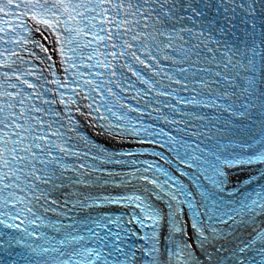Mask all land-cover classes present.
<instances>
[{
	"label": "snow or ice",
	"instance_id": "obj_1",
	"mask_svg": "<svg viewBox=\"0 0 264 264\" xmlns=\"http://www.w3.org/2000/svg\"><path fill=\"white\" fill-rule=\"evenodd\" d=\"M260 17L0 0V264H264Z\"/></svg>",
	"mask_w": 264,
	"mask_h": 264
}]
</instances>
